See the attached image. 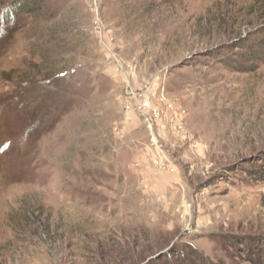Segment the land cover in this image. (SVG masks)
Wrapping results in <instances>:
<instances>
[{"label":"rangeland","instance_id":"rangeland-1","mask_svg":"<svg viewBox=\"0 0 264 264\" xmlns=\"http://www.w3.org/2000/svg\"><path fill=\"white\" fill-rule=\"evenodd\" d=\"M20 1L0 0V107L14 137L13 160L0 159V264L195 251L253 264L264 0H30L41 9L8 13Z\"/></svg>","mask_w":264,"mask_h":264},{"label":"trees","instance_id":"trees-1","mask_svg":"<svg viewBox=\"0 0 264 264\" xmlns=\"http://www.w3.org/2000/svg\"><path fill=\"white\" fill-rule=\"evenodd\" d=\"M21 3H18L17 5H13L14 8H12L8 13L13 15V12H17L18 10L20 11V9L22 10V13H30L31 12H35L36 10L41 9L40 6H35V3L31 4L34 6H30V0H21ZM260 44L264 43L263 41H258ZM255 43L253 41H251V44H249V46H247V52H245L243 54L244 57V61L248 62V64L254 65V61L255 59H261L262 54H260V51H257L256 49H254V46H252V44ZM47 98V96H45ZM49 99V98H48ZM49 105V104H48ZM57 107V99H55V102L53 103L52 107H47L50 109L56 108ZM59 111H62V108H59ZM257 177L259 178V180L264 181V160L263 162L260 164L259 167H257V171L255 172ZM255 251H257V249H259L260 254H258V259L257 260H252L254 261L253 264H264V242H260V243H256L255 246ZM167 252H163L161 253L156 259L152 258V261L150 262V264H160V262H163V264H217V263H213L211 260H208L205 256L199 254L198 252H194L193 254H191L192 256H194L197 260H193L190 258V255H184L182 254H178V253H173L172 255L174 257H176V260L172 257L169 256V258L166 256ZM173 258V259H172ZM160 259V260H157Z\"/></svg>","mask_w":264,"mask_h":264},{"label":"bare ground","instance_id":"bare-ground-1","mask_svg":"<svg viewBox=\"0 0 264 264\" xmlns=\"http://www.w3.org/2000/svg\"><path fill=\"white\" fill-rule=\"evenodd\" d=\"M0 95L7 96L5 91H1ZM10 126L11 121L9 117L3 114L2 108L0 107V155H2L0 159L6 165L13 160L7 157L13 152L12 145L14 142V137H8V129Z\"/></svg>","mask_w":264,"mask_h":264}]
</instances>
